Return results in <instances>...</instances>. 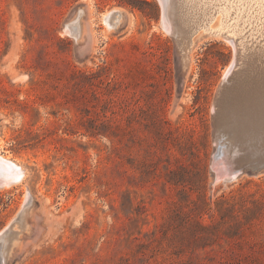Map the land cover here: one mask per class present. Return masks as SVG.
<instances>
[{"label": "rangeland", "instance_id": "obj_1", "mask_svg": "<svg viewBox=\"0 0 264 264\" xmlns=\"http://www.w3.org/2000/svg\"><path fill=\"white\" fill-rule=\"evenodd\" d=\"M162 12L0 0V153L24 171L0 188V231L27 211L4 264H264V167L211 170L218 86L240 41L264 52V36L199 42L183 66Z\"/></svg>", "mask_w": 264, "mask_h": 264}, {"label": "bare ground", "instance_id": "obj_2", "mask_svg": "<svg viewBox=\"0 0 264 264\" xmlns=\"http://www.w3.org/2000/svg\"><path fill=\"white\" fill-rule=\"evenodd\" d=\"M169 16L174 25L177 45L186 61L189 57H193H191L192 50L199 45V42L209 39L227 42L232 36L245 35L242 32L247 26L252 31L250 33L247 31L249 34L258 33L264 36V0H170ZM79 17L80 15L68 23L66 29L69 25H73L79 32ZM120 17L121 12L117 11L106 14L104 20L108 26L115 27ZM239 44L241 48L239 53L237 52L239 54L237 61L240 67L235 71V76L226 89L229 90L227 94L226 91L222 93L231 99V108L224 109L225 120L222 128L244 152L246 150L247 154H243V158H258L262 162L264 159V52L259 47L258 50L253 46L249 47L243 41ZM6 164L10 168L14 166L15 172L9 179L0 180V188H7L19 182L24 174L22 167L0 153V165ZM25 207V204L21 207L19 217L15 221L18 226L25 224L27 214ZM17 234V231L11 230L2 237L1 256L12 257L23 247Z\"/></svg>", "mask_w": 264, "mask_h": 264}, {"label": "water", "instance_id": "obj_3", "mask_svg": "<svg viewBox=\"0 0 264 264\" xmlns=\"http://www.w3.org/2000/svg\"><path fill=\"white\" fill-rule=\"evenodd\" d=\"M168 1L169 0H160L163 11L160 24L163 29L173 34L175 37L174 34L175 29L171 23L168 14ZM72 27H74L75 29H73ZM66 31L72 36H74V38H77L78 29L75 26L69 25ZM182 64L183 66H186L187 64V61L186 59L183 58V55H182ZM239 67L233 70L230 74H229L230 70H226L225 75L218 86L217 94L212 104V119H213V127H214L215 150L211 158V170L214 176V181H218V180H221L223 182L230 181L236 178L246 169L249 170L250 172L257 173L260 169H262V167H264V159L261 162L259 161L258 158L256 159L252 157L243 158V154H247L246 150L244 152L243 149L240 148L238 144H236L234 139L231 138L230 135H228L225 132V130L222 128L223 121L225 120L223 114L224 109L231 108L230 106L231 99L229 98V96L222 95V93L226 91L227 88H229L230 83L232 82V77L235 76L234 75L235 71L239 69ZM227 91L225 92L226 94ZM228 95H230V93ZM14 172H15L14 166L10 168L9 166H7V164L5 166L0 165V180L9 179V177L14 175ZM18 217H19V212L6 225V227H4L0 231V244L2 237L7 233H9L11 230H14L13 226L16 223L15 221L18 219ZM6 260L7 257L1 256L0 264H4Z\"/></svg>", "mask_w": 264, "mask_h": 264}]
</instances>
